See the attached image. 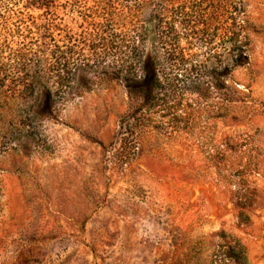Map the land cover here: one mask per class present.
<instances>
[{
	"label": "rangeland",
	"instance_id": "obj_1",
	"mask_svg": "<svg viewBox=\"0 0 264 264\" xmlns=\"http://www.w3.org/2000/svg\"><path fill=\"white\" fill-rule=\"evenodd\" d=\"M100 1L0 105V264H264V0Z\"/></svg>",
	"mask_w": 264,
	"mask_h": 264
},
{
	"label": "trees",
	"instance_id": "obj_2",
	"mask_svg": "<svg viewBox=\"0 0 264 264\" xmlns=\"http://www.w3.org/2000/svg\"><path fill=\"white\" fill-rule=\"evenodd\" d=\"M61 0H0V105L8 104L14 98L39 96L40 87L46 90V99L52 100V89L41 80L42 70L39 65V54L43 44L58 27L57 8ZM77 5V0H67ZM138 2V3H137ZM107 5V0L100 1ZM136 1L135 4H141ZM100 4V5H101ZM187 3L183 7H187ZM198 5V4H197ZM42 9L39 17L31 10ZM137 65V64H136ZM136 65L131 62L124 67L125 77L131 74L146 100H155L158 89L171 90L176 79L165 76L161 80L155 65L146 64V75L137 78ZM177 86V85H176ZM49 104V102H47Z\"/></svg>",
	"mask_w": 264,
	"mask_h": 264
}]
</instances>
